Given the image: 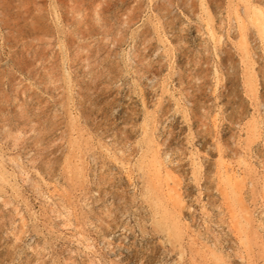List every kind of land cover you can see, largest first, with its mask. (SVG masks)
Returning a JSON list of instances; mask_svg holds the SVG:
<instances>
[{"label":"rangeland","instance_id":"374dc122","mask_svg":"<svg viewBox=\"0 0 264 264\" xmlns=\"http://www.w3.org/2000/svg\"><path fill=\"white\" fill-rule=\"evenodd\" d=\"M0 264H264V0H0Z\"/></svg>","mask_w":264,"mask_h":264}]
</instances>
